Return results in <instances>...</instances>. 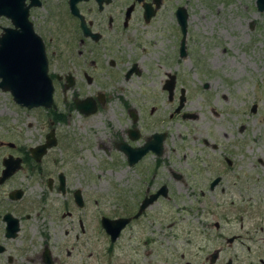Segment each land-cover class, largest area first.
<instances>
[{
  "label": "flooded vegetation",
  "instance_id": "af4514ba",
  "mask_svg": "<svg viewBox=\"0 0 264 264\" xmlns=\"http://www.w3.org/2000/svg\"><path fill=\"white\" fill-rule=\"evenodd\" d=\"M165 1L0 0V62L14 42L28 44L30 50L29 37L12 42L6 30L28 27L35 44L38 38L42 45L53 105L27 108L0 88L15 109L44 110L47 124L43 139L30 146L19 144L15 132H7L11 137L6 138L0 130V264H264L263 219L246 223L243 205L232 214L222 203L189 208L190 221L184 223L185 216L162 205L177 193L167 179L199 176L186 172L187 163L172 168L164 159L165 100L172 105L168 119L192 118L183 111L186 90L178 84L177 72L165 71L159 56L157 38L168 15ZM178 7L172 16L180 36L176 54L182 58L186 36L180 56ZM144 28L151 29L150 35L137 37ZM57 87L64 109L55 103ZM61 127L75 128V136ZM101 127L105 133L99 132ZM80 131H87L81 144ZM154 134L161 137L160 153L147 150L133 159L129 150L156 143ZM47 141L52 144L37 157L35 148ZM78 145L93 155H79ZM208 145L203 141L193 149L198 155L194 162ZM209 147L216 149L215 144ZM54 149L64 157H54ZM223 161L232 164L228 157ZM89 163L111 166V174L99 169L98 175H85L84 164ZM209 171L206 191L213 192L223 175L213 167Z\"/></svg>",
  "mask_w": 264,
  "mask_h": 264
},
{
  "label": "rangeland",
  "instance_id": "374dc122",
  "mask_svg": "<svg viewBox=\"0 0 264 264\" xmlns=\"http://www.w3.org/2000/svg\"><path fill=\"white\" fill-rule=\"evenodd\" d=\"M176 5L186 13L187 54L182 58L176 54L180 37L172 16ZM165 6L168 15L163 18L164 31L157 38L159 56L163 57L165 71L177 72L178 84L186 90L183 111L192 118L168 119L172 105L165 100L164 126L168 133L164 159L169 160L172 168L187 163L190 169L182 168L190 173L197 171L199 176L186 175L181 182L167 179L177 193L162 205L185 216L182 223L190 221L189 208L203 209L205 205L222 203L232 214L243 205L245 222L262 218L264 227V10L256 9L255 0H166ZM150 31L144 28L137 37L149 36ZM146 61L147 58L143 60ZM204 83L206 88L202 87ZM55 101L57 108H65L59 87ZM44 114L39 108L28 113L15 109L8 98L0 95V130L5 131L6 138L11 137L7 132L18 134L21 145L30 146L43 139L47 130ZM71 114L76 124L74 111ZM62 127L75 136V128ZM84 127L87 129L86 124ZM98 130L105 133L102 127ZM78 136L81 144L87 131H80ZM203 141L215 144L216 149L211 151L209 145L205 146L206 154H200L201 159L194 162L193 157L198 155L193 149ZM78 148L79 155H93L89 149L81 150V145ZM53 156L64 157V152L59 154L54 149ZM223 156L230 159V166L225 165ZM183 157L188 160L181 161ZM151 158L147 156L145 163L150 164ZM84 165L85 175H98L99 169L101 174H111L107 170L111 166L104 163ZM210 167L223 175L213 192L206 191ZM199 189L204 191L203 196L198 194ZM91 199L90 196V202Z\"/></svg>",
  "mask_w": 264,
  "mask_h": 264
},
{
  "label": "water",
  "instance_id": "95a60500",
  "mask_svg": "<svg viewBox=\"0 0 264 264\" xmlns=\"http://www.w3.org/2000/svg\"><path fill=\"white\" fill-rule=\"evenodd\" d=\"M255 7L258 11H263L264 0H255ZM175 19L181 31L179 54L180 56H184L186 14L182 6L176 9ZM6 30L10 31V34L7 35V37L11 38V40L14 39L15 41H18L19 39L24 40L25 38L29 37L33 43L31 44V48L29 50L28 44L22 45L19 43V45L17 42L12 40L14 43L10 45L9 49H6L5 52H3L7 58H5L4 62H0V88L4 91H9L13 101L21 106H25L27 108L39 106L43 108H49L50 106H53L51 97L52 85L45 74V59L42 52V45L38 38H36L35 44V36L26 26L22 27L21 32H18L17 30ZM18 46H20V49H18ZM25 53L29 54V58L24 59ZM16 55H20V59H16ZM181 104L178 108H180ZM76 106L77 108H80L79 103H76ZM154 137H156V143L147 141L146 144L142 146V148L133 151L129 150L133 154V159L139 158L147 150L155 153L156 155L160 153L161 137L156 134L153 135V138ZM51 144L52 142L47 141L44 145L36 147L35 151L37 153V157L39 154L43 153L45 146H49ZM124 150L126 151V149ZM129 151L128 156L130 157L131 155ZM152 198L153 197L143 200L140 207L144 206L146 203H149Z\"/></svg>",
  "mask_w": 264,
  "mask_h": 264
}]
</instances>
